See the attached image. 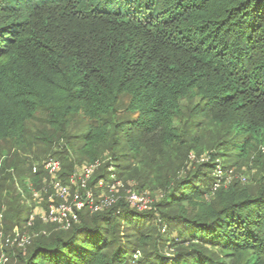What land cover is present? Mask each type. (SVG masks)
Listing matches in <instances>:
<instances>
[{
    "label": "trees",
    "instance_id": "obj_1",
    "mask_svg": "<svg viewBox=\"0 0 264 264\" xmlns=\"http://www.w3.org/2000/svg\"><path fill=\"white\" fill-rule=\"evenodd\" d=\"M211 126L223 139L200 168L264 147V0H0V143L16 148L9 177L31 197L32 182L51 179L41 159L64 157L67 182L81 170L75 161L106 155L89 183L95 193L109 165L127 180L142 153L162 155L182 133ZM30 141L41 147L35 161L18 156ZM198 171L164 186L158 214L122 197L86 207L68 229L53 224L56 234H38L25 251L5 250L18 264H241L247 253L242 264H264L262 183L253 194L221 189L211 204L216 176ZM23 202L17 192L5 209L17 229L46 225L28 226ZM42 206H27L28 216Z\"/></svg>",
    "mask_w": 264,
    "mask_h": 264
},
{
    "label": "rangeland",
    "instance_id": "obj_2",
    "mask_svg": "<svg viewBox=\"0 0 264 264\" xmlns=\"http://www.w3.org/2000/svg\"><path fill=\"white\" fill-rule=\"evenodd\" d=\"M124 115L132 114L125 112ZM175 124L181 128L183 123L182 120L175 119ZM30 127H35V124H32ZM79 130H83V128H80ZM221 139H223L222 132L216 126H211L209 129H194L191 131H186V133H182L181 136L171 146H167L165 148V151L162 155H154L147 152L142 153L140 156L142 161L138 160L139 162L137 161L134 163L132 171L133 173L135 171V174L127 180L121 179L123 186L117 189L114 198L117 200L122 197L126 198L128 192L131 189L135 190L137 188L148 194L149 203L146 211L152 210V212L158 214L159 209L157 205L160 204V201L163 199V195L165 193L164 186L167 185L169 187H173L177 184V182H179V179L185 177L190 172H196V170H199V174H201V172H205L206 176H216L215 183H212L211 181L209 183L210 185L213 184L212 188L214 191H212V194L206 196V199L210 201L211 204L218 203L217 193L221 189L229 190L233 186L240 191L246 190L252 194L256 193L259 190L261 183L264 186V147H262V145L256 146L250 156L245 160L238 159L237 161L228 162L226 163V166L228 167L225 168L222 167V163L218 164L217 169L214 172L207 170L205 167H199V165L202 163L210 162L215 156V148L218 149L217 147L219 146ZM15 149L16 148L8 143H0V171L2 172H0V194H2V197L4 198L2 203L3 208L0 211V214H3V217H0V228H4V232H0V264H18L15 258L10 257L9 252L6 251L5 248L12 251V248L19 247L25 251V247L30 244L26 243V245H22L20 244V242L23 243L22 240L16 241L14 244H12V241L15 240L14 235L16 234L15 231L17 230V225L16 222L11 221V219L6 216L5 209L7 208L8 201H14L15 194H17V192H22L24 202L22 203L21 209L25 210L21 214L23 219H27L29 217L27 206L33 209L36 205L42 206V204H44L43 200V203L41 201H39L41 202L39 203L38 199L35 201L34 197H31L27 192L23 191L22 185L20 186L18 182L15 184L10 179L9 174L10 172H13L9 170L10 165L6 161L11 158V155H14L13 153L15 152ZM40 150L41 147H39V145H36L33 141H30L29 146L20 150L18 156L22 158H29V160L35 161L39 158L36 156L39 154ZM58 157L65 162V158L60 154ZM217 157H219L218 153ZM73 158L74 156L70 159ZM221 159L223 158L221 157L220 160ZM45 160L46 159H41L40 164H36L45 168ZM99 161V167H102L108 163L109 158L106 155H103ZM75 166L82 170L85 164L83 163L79 165V162L75 161ZM37 168V166L34 167L36 170ZM3 170L6 173L4 176V179L6 180H3V183H1V177H3V174H5L3 173ZM107 170L108 173L115 174L117 176L118 169L116 167L109 165ZM162 175H166V179H162ZM19 179L22 183L24 181L26 182V180H28V175L25 174L19 176ZM47 179L48 177L43 175L41 185L39 184L40 186L37 187L35 182H32L31 187L35 190L42 191V197L48 201L49 195L52 192V188L45 183ZM209 180L210 179H208V182ZM202 183L203 181L199 179L198 185L202 186ZM95 193L96 195H100L103 192L101 189L96 188ZM186 205L187 203L185 206ZM187 208L188 211L195 212L197 211L198 207L194 203H191L187 206ZM44 209H46L44 206L37 208V210L40 211H43ZM172 211L176 212L177 210L172 209ZM159 220L160 219L158 218V221ZM146 222L147 227H150L153 226L155 220L150 217ZM53 224L57 225L56 223H46V225L42 224L36 230L24 228L23 231L20 232L21 235H24L26 239L29 238L30 241L33 240L38 234L45 235L46 239H50L58 232V229L53 226ZM123 232H127V230L123 228L121 233ZM9 236H12V241L8 245L6 239ZM20 238H22V236ZM211 250H214V248ZM164 251L166 254L173 253L170 247H165ZM215 251L217 252V255H220L219 250L216 249ZM248 255L249 254L247 253L241 257V264L245 261Z\"/></svg>",
    "mask_w": 264,
    "mask_h": 264
},
{
    "label": "built area",
    "instance_id": "obj_3",
    "mask_svg": "<svg viewBox=\"0 0 264 264\" xmlns=\"http://www.w3.org/2000/svg\"><path fill=\"white\" fill-rule=\"evenodd\" d=\"M100 166V161L97 160L92 164L86 165L80 171L72 173L67 182L59 176L62 168V162L59 157L52 156L45 160V169L51 175L48 185L52 188V192L48 198V205L43 211L31 212L28 218V226H33L37 218H40L44 223H56L60 228L68 229L74 222L79 220L80 211L86 207L90 208L92 212H99L112 206L117 199L114 198L115 192L122 185L121 180L117 179L115 174H110L109 178H100L95 186L102 190L103 193L96 195L89 187V183L93 178L96 170ZM36 171V169H34ZM33 196L40 198L42 191L31 188ZM127 201L133 207L139 210H146L148 208V194L131 189L127 196ZM3 217V214H0ZM14 238L7 237L8 244L22 240L20 244L26 245L30 243L29 238L21 235L20 230L15 231ZM22 236V238H20Z\"/></svg>",
    "mask_w": 264,
    "mask_h": 264
}]
</instances>
